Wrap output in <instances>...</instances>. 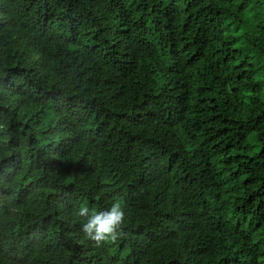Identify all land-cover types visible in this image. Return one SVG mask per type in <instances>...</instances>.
I'll return each instance as SVG.
<instances>
[{
  "label": "trees",
  "instance_id": "1",
  "mask_svg": "<svg viewBox=\"0 0 264 264\" xmlns=\"http://www.w3.org/2000/svg\"><path fill=\"white\" fill-rule=\"evenodd\" d=\"M0 264H264V0H0Z\"/></svg>",
  "mask_w": 264,
  "mask_h": 264
},
{
  "label": "clouds",
  "instance_id": "2",
  "mask_svg": "<svg viewBox=\"0 0 264 264\" xmlns=\"http://www.w3.org/2000/svg\"><path fill=\"white\" fill-rule=\"evenodd\" d=\"M25 124L26 122L22 120L20 124L21 132H23ZM77 214L80 217H87L86 222L81 225V231L86 238L95 242L97 245L109 240L115 241L121 235L124 212L119 202L113 203L105 211L90 212L88 207H81Z\"/></svg>",
  "mask_w": 264,
  "mask_h": 264
}]
</instances>
